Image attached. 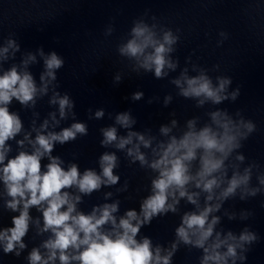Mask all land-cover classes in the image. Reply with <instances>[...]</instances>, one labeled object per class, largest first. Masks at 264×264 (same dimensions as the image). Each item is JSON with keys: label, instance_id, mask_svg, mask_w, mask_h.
<instances>
[{"label": "clouds", "instance_id": "clouds-1", "mask_svg": "<svg viewBox=\"0 0 264 264\" xmlns=\"http://www.w3.org/2000/svg\"><path fill=\"white\" fill-rule=\"evenodd\" d=\"M150 19L151 24L144 19L133 21L130 38L117 46V53L133 62V72H151L156 79L162 80L180 66L179 59L173 58L180 41V29L173 31L162 25L154 15ZM112 31L109 28L106 34L110 35ZM220 35L224 39L228 38L223 31ZM222 44L223 41H219L217 46ZM9 48L19 51V45L9 39L7 47L0 49V61L8 59ZM37 51L44 64V72L40 75L41 87H37L33 75L26 70L30 63L36 62V55L32 53H28L19 66L14 64L0 74V181L5 186L7 196L11 198L6 202V208L18 212V215L11 218L12 226L0 230L3 253H15L19 257L20 250L26 248L24 237L32 221L29 209L35 207L43 218L42 228L39 227V219L35 221L38 234L50 232L51 235L40 247L32 248L27 257L28 264H55L57 260L59 264H173V257L181 245L189 251L193 248L202 250L199 264H229V260L232 264H236L237 260L245 262L250 246L259 241V235L248 227L238 236L232 231L222 235L215 230L220 217L211 214L218 212L223 202L235 198L238 190L240 200L261 193L260 187L250 186L252 170H259L260 164L252 161L243 172L240 171V165L246 157L239 150L250 134L256 131V124L251 120L246 121L240 110L235 113L240 117L236 120L226 109L216 108L207 113L210 122L199 128V117L188 119L186 130L179 136L169 135L177 127L175 119L171 121V127L161 126V135L168 139L157 141L155 147V137L146 138L136 131H127L126 135L118 136L117 127L102 128L101 147L113 146L116 150L124 151L130 163L138 161L141 168L150 169L156 175L150 181V194L141 201L139 212L128 210L117 221L114 215L119 210L117 201L93 207L91 213L85 214L77 210L81 196L72 195L65 189L75 188L81 194L90 195L102 186L116 185L120 180L114 174L118 166L116 153L106 151L99 157V173L93 169H85L81 173L76 163H71L65 169L61 166L63 161L51 153L56 143L64 145L75 141L78 134L86 136V123L74 122L58 132L50 131L47 134L37 131L34 140L25 135L23 140H17L16 143L23 148L27 140L32 151H20L6 160L11 151L7 142L14 140L23 128L20 116L10 111L9 105L16 100L25 107L35 106L38 94L46 95L49 85L53 89L58 86L53 82L57 81V70L65 65L64 58L56 51L47 55L43 48ZM186 64H191L190 57L186 59ZM213 67L218 69L219 65ZM21 68L25 70L21 71ZM191 71L196 74L189 75V68L184 67L170 83L179 89L180 97L195 101L197 108L209 102L214 106L224 101L234 102L239 97V87L228 92L232 84L231 77L217 76L214 84L207 69L191 64ZM122 79L123 74L117 73L113 77V84H119ZM143 95V92L137 91L131 99L138 101ZM171 100V95L166 96L165 106ZM49 103L58 105L61 120L67 119L69 114L75 118V101L68 93L60 95L53 91ZM104 115V109H99L95 111L94 117L89 118L101 119ZM50 116L53 126L59 125L60 120L56 119V114L50 113ZM115 124L129 130L136 124V120L130 111H125L115 116ZM48 126L49 121L45 120L40 128L43 130ZM142 147L151 149V160L141 151ZM234 152L237 154L234 162L230 163ZM45 156L49 163L45 166L46 170L42 171L41 160ZM257 181L264 186V172L257 176ZM189 185L199 191H189ZM127 187L126 182L121 190L126 191ZM201 193L205 194L203 208L199 202ZM111 195L107 193L106 198ZM181 199H186L196 210L183 213L180 224L175 228V239L168 248L159 244L153 246V241L147 236L137 239L141 228L150 225L154 218L169 212L176 214ZM214 199L217 202L213 204ZM225 215L230 220L235 219V214L226 212ZM251 215L253 213L243 212L241 219L246 220ZM105 225H110V228L105 230ZM40 248L45 252L42 253Z\"/></svg>", "mask_w": 264, "mask_h": 264}]
</instances>
